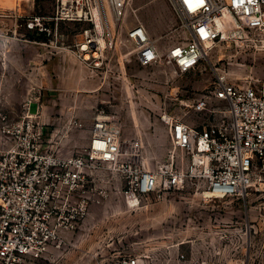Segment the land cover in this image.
<instances>
[{
    "label": "rangeland",
    "instance_id": "rangeland-1",
    "mask_svg": "<svg viewBox=\"0 0 264 264\" xmlns=\"http://www.w3.org/2000/svg\"><path fill=\"white\" fill-rule=\"evenodd\" d=\"M15 7L26 18H8L10 30L0 38V138L21 117L27 101L40 100L58 150H82L102 108L120 127L123 144L119 161L101 160L90 170V189L96 194L101 190V201L92 203L78 226L34 264H101L117 254L130 255L139 264H171L169 258L181 252L189 255L188 264H198L197 259L227 264L226 255L232 257L231 264L238 258L264 264V182L245 196L207 200L189 184L164 199L131 206L124 196L122 169L129 158L154 168L169 162L172 153L185 166L187 155L173 144L162 116L198 124L213 120L210 110H194L197 99L221 76L242 82L264 80V46L251 38L220 41L206 49L195 70L178 72L165 56L188 34L184 17L171 0H128L116 45L88 50L90 57L84 61L78 44L86 29L94 32L93 24L62 20L56 25L50 19L56 0H14L11 8ZM38 16L42 29L33 24ZM137 21L157 41L160 62L145 66L136 58L127 31ZM85 78L89 86L77 83ZM209 105L228 107L217 100ZM36 106L32 102L31 110Z\"/></svg>",
    "mask_w": 264,
    "mask_h": 264
},
{
    "label": "built area",
    "instance_id": "built-area-1",
    "mask_svg": "<svg viewBox=\"0 0 264 264\" xmlns=\"http://www.w3.org/2000/svg\"><path fill=\"white\" fill-rule=\"evenodd\" d=\"M171 1L184 17L188 32L166 52V61L178 72L195 70L208 45L220 41L251 38L264 46V0ZM127 6L128 0H56L50 19L56 25L62 20L94 25V32L86 29L78 44L79 56L87 61L90 56L86 52H97L102 40L104 47L116 45ZM18 16L26 18L16 7L0 6V38L10 30L7 19ZM33 24L42 29L41 17H35ZM127 36L143 65L162 60L161 49L143 22L134 23ZM212 100L228 107L210 108ZM32 102L37 103L34 111ZM193 107L197 112L210 110L214 119L198 124L162 116L170 126L173 144L187 155L185 166L173 153L169 162L154 168L141 167L131 158L123 165L124 196L131 206L164 199L172 190L189 184H195L207 200L245 196L250 188L264 182V80L242 82L218 77ZM41 110L39 100L27 101L21 117L12 128L3 130L0 138V264H34L61 242L62 236L88 214L91 204L101 201V190L96 194L90 189L91 168L100 166L101 160L117 162L122 158L121 129L103 108L92 121L88 143L77 153L57 149ZM231 260L226 255L227 264ZM136 261L130 255L117 254L101 264H139ZM169 261L188 264L191 259L181 252ZM234 264L248 261L238 258Z\"/></svg>",
    "mask_w": 264,
    "mask_h": 264
},
{
    "label": "crops",
    "instance_id": "crops-1",
    "mask_svg": "<svg viewBox=\"0 0 264 264\" xmlns=\"http://www.w3.org/2000/svg\"><path fill=\"white\" fill-rule=\"evenodd\" d=\"M14 2V0H12ZM13 2H10L9 0H0V5L3 7V8H11L12 7V4ZM11 4V5H10ZM40 69H41V66H40ZM77 83H81V84H87V86L90 85V81L89 79L85 78V81L84 80H79L77 81ZM96 87H101V80H98L97 81V84H96ZM40 101V100H39ZM40 103L42 104V110H41V114H42V117L44 119V116L46 114V105L40 101ZM89 105L93 106V102H90ZM50 117V116H49ZM88 120V119H87Z\"/></svg>",
    "mask_w": 264,
    "mask_h": 264
},
{
    "label": "bare ground",
    "instance_id": "bare-ground-1",
    "mask_svg": "<svg viewBox=\"0 0 264 264\" xmlns=\"http://www.w3.org/2000/svg\"><path fill=\"white\" fill-rule=\"evenodd\" d=\"M9 1H10V2H13L12 0H9ZM10 5H11V4H10ZM96 14L99 15V14H98V10H96ZM97 29H98V30L100 29V30H99L100 32L102 31V24H101V22H100L99 19H98ZM102 44H104V40H102ZM208 47H210V45H208ZM208 47H207V48H208ZM86 56L88 57V56H89V53H87Z\"/></svg>",
    "mask_w": 264,
    "mask_h": 264
}]
</instances>
